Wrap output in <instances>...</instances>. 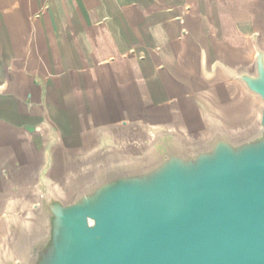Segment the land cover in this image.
<instances>
[{
	"label": "water",
	"instance_id": "obj_1",
	"mask_svg": "<svg viewBox=\"0 0 264 264\" xmlns=\"http://www.w3.org/2000/svg\"><path fill=\"white\" fill-rule=\"evenodd\" d=\"M169 99L81 111L1 98L0 264H264V11L251 56L186 28ZM229 84L232 90H229Z\"/></svg>",
	"mask_w": 264,
	"mask_h": 264
},
{
	"label": "crops",
	"instance_id": "obj_2",
	"mask_svg": "<svg viewBox=\"0 0 264 264\" xmlns=\"http://www.w3.org/2000/svg\"><path fill=\"white\" fill-rule=\"evenodd\" d=\"M263 11L264 0H0V94L44 82L65 124L86 109L169 99L171 76L193 71L186 28L213 49L251 56ZM16 108L0 97V118Z\"/></svg>",
	"mask_w": 264,
	"mask_h": 264
},
{
	"label": "rangeland",
	"instance_id": "obj_3",
	"mask_svg": "<svg viewBox=\"0 0 264 264\" xmlns=\"http://www.w3.org/2000/svg\"><path fill=\"white\" fill-rule=\"evenodd\" d=\"M232 45L236 46V47H242L244 44L243 43H233ZM232 85L229 84V90H232ZM232 93H234V90H232Z\"/></svg>",
	"mask_w": 264,
	"mask_h": 264
}]
</instances>
